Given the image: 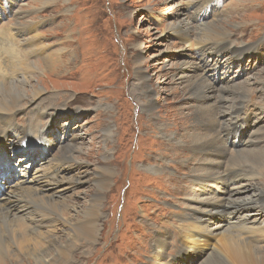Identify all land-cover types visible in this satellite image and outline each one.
<instances>
[{
    "label": "rangeland",
    "instance_id": "1",
    "mask_svg": "<svg viewBox=\"0 0 264 264\" xmlns=\"http://www.w3.org/2000/svg\"><path fill=\"white\" fill-rule=\"evenodd\" d=\"M6 3L0 0V60L17 56L22 66L0 77L6 91H0V103L12 85L29 92L35 86L42 93L34 103L28 95L12 110L0 107V130L8 116L17 130L10 135V162L2 165L4 172L10 169L5 196L17 192L19 184L36 186L44 170L56 167L62 188H69L54 197L62 203L56 215L49 211L59 230L69 227L60 224L62 212L77 223L93 197L99 196L95 204L103 207L97 246L90 256L77 246L76 264H154L160 257L151 253L152 242L161 237L154 238L155 231L177 219L181 210L175 203L183 204L177 172L191 162L188 150L177 147L184 141L176 132L195 125L191 87L199 82L213 97L222 91L243 95L238 119L245 123V135L240 141L264 137V0ZM214 44L225 50L213 53ZM136 61L141 62V75ZM142 77L149 94L140 88ZM24 79V84L17 83ZM221 119L232 125L229 114ZM23 132L45 139L49 149L43 142L28 147V137L20 142L15 136ZM260 178L256 189H264L263 174ZM259 207L251 214L258 216ZM39 209L36 204L34 210ZM58 229L53 236L62 237ZM172 251L170 246L168 255ZM205 251L201 253L210 249Z\"/></svg>",
    "mask_w": 264,
    "mask_h": 264
},
{
    "label": "bare ground",
    "instance_id": "2",
    "mask_svg": "<svg viewBox=\"0 0 264 264\" xmlns=\"http://www.w3.org/2000/svg\"><path fill=\"white\" fill-rule=\"evenodd\" d=\"M204 16L206 18V15ZM196 19L198 20L199 17ZM31 27L28 26L25 29ZM177 29L178 27L175 28ZM183 29L185 30V27ZM227 40L220 43L224 44ZM215 45L214 48L211 47L213 53L225 50V47ZM20 62L22 63L17 56L14 60L1 59L0 77H3L6 71L13 72L14 68L21 67ZM140 65L141 62H137L138 74L141 75ZM203 66L205 68L208 66V60L204 61ZM19 75L24 77L21 72ZM202 76L195 75L198 80L202 79ZM140 82L141 90L145 94L151 93L147 79L142 77ZM17 83L24 84L25 79ZM4 86L0 85L1 94L6 92ZM10 87L9 96L0 103V107L8 111L16 107L18 102L28 95L32 96L30 103L36 102L42 93L41 89L35 86L31 87V92L18 85ZM209 91L199 82L191 87L192 99L196 104L195 125L190 129L186 128L185 132H176L184 141L177 147L188 150V160L191 165L183 169L182 173L179 170L176 171L180 174V184L184 190L178 197L183 204L175 203L181 210L180 215L176 216L177 219L171 223H164V227L155 231L154 238L157 234H161V237L156 242H152L154 250H151V253H154L155 258L160 257L154 259V264H203L206 260H208L207 264H212L213 260L215 261L213 264H264V247H258L264 246V189L262 187L256 189L261 180L260 175L264 176L261 165L264 162V137L240 141L245 135V123L238 119L243 95L232 93L230 96L222 91L213 97L208 94ZM139 97L137 98L141 100V94ZM228 102L230 106L227 105ZM223 106L230 111L225 110L224 113ZM152 107L153 105L150 104L147 109ZM1 114L0 117H3ZM226 114L231 117L232 125L222 123L221 118ZM5 121V129L0 130L4 131L0 134V264H76L77 260L75 261L74 258L77 246H83L88 251V256L92 255V250L98 242L97 237L100 231L98 221L103 209L100 204L99 206L95 204L99 196L93 197L85 211L86 216L84 214L83 219L76 221L77 223L73 222V217L65 219L64 217L69 215L64 212L62 216L59 214L60 224L69 225L65 232L58 229L59 225L55 224L53 214L49 213V211L55 213L56 209L62 205L54 197L69 189L62 188V181L58 180L59 171L56 167L44 170L35 181L38 182L36 186L25 189V186L19 184L20 189H17V192L12 193L11 196H5L4 191L7 188L5 177L10 169L4 172L2 165L10 162L8 158L12 149L9 143L10 135L17 131L9 116ZM28 135L29 133L23 132L22 136H14L20 142H26ZM27 139L30 141L27 143L30 148L39 144L41 146L43 142L42 147L49 149V143L45 139L41 141V138H34V134ZM110 174L109 172L106 175L108 180ZM185 177L186 179L183 180L182 178ZM255 192L258 193L257 196L248 199ZM160 200L172 202L165 198ZM36 204L40 206L38 212L34 210ZM258 206H261L257 212L258 216L252 215L251 212ZM74 211L77 209L75 208ZM168 213L171 214L172 210ZM256 217L259 221H253ZM56 228L59 230L58 234L62 232V237L53 236L57 234L55 233L57 230H54ZM45 230L47 232H44ZM50 230L53 231L50 233ZM49 233L52 234L51 237L46 236ZM63 238L66 239L63 241ZM43 241H46V244L49 243L52 249L43 245L41 243ZM179 244H181L180 250ZM170 246L173 251L171 255H168ZM208 248L210 251L205 255L201 253Z\"/></svg>",
    "mask_w": 264,
    "mask_h": 264
}]
</instances>
